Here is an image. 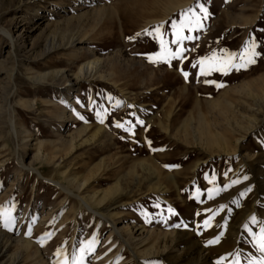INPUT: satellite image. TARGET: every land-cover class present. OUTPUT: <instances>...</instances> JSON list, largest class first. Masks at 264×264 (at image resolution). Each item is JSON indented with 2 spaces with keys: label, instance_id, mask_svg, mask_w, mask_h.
Here are the masks:
<instances>
[{
  "label": "rangeland",
  "instance_id": "374dc122",
  "mask_svg": "<svg viewBox=\"0 0 264 264\" xmlns=\"http://www.w3.org/2000/svg\"><path fill=\"white\" fill-rule=\"evenodd\" d=\"M198 4L202 26L171 43L172 22L189 9L202 16ZM156 25L166 47L184 50L180 59L155 58L160 41L146 30ZM7 31L18 36L16 54ZM252 38L260 55L246 70L200 73L213 54L239 62ZM52 42L61 46L35 56ZM94 59L96 71H80ZM60 70L81 76L65 88ZM125 121L132 132L116 127ZM261 141L264 0H0V211L14 217L11 230L0 222V239L18 264H72L82 247L84 264L260 259L244 226L264 227ZM112 222L128 228L120 235Z\"/></svg>",
  "mask_w": 264,
  "mask_h": 264
},
{
  "label": "snow or ice",
  "instance_id": "6c2138e0",
  "mask_svg": "<svg viewBox=\"0 0 264 264\" xmlns=\"http://www.w3.org/2000/svg\"><path fill=\"white\" fill-rule=\"evenodd\" d=\"M200 13L203 15H198L195 11L192 9H189L187 13H181V18L179 23L176 21L172 22V29H173V35L176 37V39L172 40L171 43L173 44H179L183 39H191L190 36H184L183 30L185 28H188L189 30H194L195 28L202 26V20L207 18V9L204 8L203 4H198ZM163 25H156L153 27L152 30H146L148 35L153 36L154 39H159L160 45H161V51L159 53L155 54V58L158 60H163L166 63H170L172 59H180L182 57V52L184 51L182 48H177L175 52L171 51L170 48L165 46V41L162 38V29ZM140 33H137V36H139ZM129 39H133L130 37ZM258 48V44L255 42L254 38L250 39V42L247 43L244 50L239 54V62H236V55L235 54H228L223 59L217 60V57L215 54L211 58H202L199 61L200 64V73L202 75H208L211 71H220L225 74H227L230 70H236L240 71L242 69H247L250 65L254 64L256 62V58L260 55V53L256 50ZM148 59L151 61L153 60V56L149 55ZM207 63V66H206ZM181 72L185 79H187L189 73L183 72L181 69ZM206 83H215L212 81H206ZM217 87H223L222 84H216ZM119 101H117V106H119ZM107 113H102L100 111L96 112L97 118L100 120L101 123L104 122V118L106 117ZM83 119V117H81ZM136 124H143V121L137 119ZM127 125V126H125ZM117 128H124L125 131L132 132L134 125L131 121H125L123 123L117 122L116 123ZM149 143H151L149 141ZM262 144H264V141H261ZM168 167V166H166ZM244 179H247V177H244ZM233 183H236L234 181ZM228 186L226 185L225 188ZM250 191V189H249ZM243 195V193H242ZM157 207H159L157 205ZM172 214H175L172 209H169ZM250 220L255 223L256 217L253 215L250 217ZM0 222L3 223V226L6 229L11 230V225L14 223V217L11 215V212H4L0 211ZM205 225L209 224L208 220H205ZM246 231L250 232L253 235V241L255 246L257 247L258 251L261 253L260 259H250L248 264H264V227H261L259 230V233H252V230L248 227L246 224L245 226ZM26 235H30V229L29 232L26 233ZM218 239H213L208 241L209 244L217 243ZM92 247V243L90 242L88 245V249L90 250ZM84 253L85 248L82 247L80 249V256L79 258H75L72 262V264H84ZM57 255H59V252H57ZM224 259V258H221ZM64 264H68V261L65 260ZM217 264H220L219 261H217ZM233 264H241L239 253L236 255V259L234 260Z\"/></svg>",
  "mask_w": 264,
  "mask_h": 264
},
{
  "label": "bare ground",
  "instance_id": "6f19581e",
  "mask_svg": "<svg viewBox=\"0 0 264 264\" xmlns=\"http://www.w3.org/2000/svg\"><path fill=\"white\" fill-rule=\"evenodd\" d=\"M169 4H167V6H168ZM170 5L172 6V7H174V8H179V7H181V6H184V5H186V3L184 4V3H177L176 1H172V2H170ZM171 8V7H170ZM167 9V8H166ZM168 10V9H167ZM96 11V10H95ZM101 11V10H100ZM99 11V12H100ZM166 11V10H165ZM94 12V11H93ZM103 12V11H102ZM102 12H100L101 14H102ZM105 12V11H104ZM98 12L96 11V14H97ZM100 13H98V14H100ZM163 14H165V13H163ZM118 15V14H117ZM163 19V18H162ZM67 20V19H66ZM71 20V19H70ZM156 20H157V18H156ZM68 21V20H67ZM151 21H155V19H151ZM150 21V22H151ZM160 21V20H159ZM5 35L7 36V38L10 40V42H11V47H12V49L14 50V53L16 54V52H15V49H16V37H18V36H15L14 37V35L10 32V31H7V32H5ZM74 40V39H73ZM71 42V48L72 49H76L77 47H76V42H74V41H70ZM36 45V41L34 40V42H32V47L33 46H35ZM61 46V44H57V43H54V42H52V43H47V44H45L44 46H42L41 47V49L39 50V51H37L36 52V54H35V56H37V57H44V56H46L48 53H51L52 51H55L56 49H58L59 47ZM36 49V48H35ZM79 50H81V49H79ZM16 59V58H15ZM36 59V58H35ZM100 60L101 59H94V60H89L88 62H86V63H84V64H82V66H81V72H93L94 70L96 71L97 70V67H98V63L100 62ZM15 72L13 71L12 73H11V79L13 80L14 79V76L16 75V74H14ZM56 73V75H61V77H62V79H64L65 81H64V87L65 88H68L67 86H69V85H72L73 84V82H78V80H79V77L81 76V75H79V74H77L76 76H75V78L73 79L74 81L72 82V80L71 79H69V78H67V76L65 75V74H62L61 73V70L60 71H57V72H54V74ZM40 73H38V75H37V72L35 73V76L37 77V78H40V80L43 78V74L41 75V77H38V76H40L39 75ZM45 75V74H44ZM59 77V76H58ZM61 77H59V78H61ZM39 80V79H38ZM248 86V85H247ZM251 87V86H250ZM247 89V88H246ZM252 89V88H251ZM263 89V88H262ZM249 90V89H248ZM65 116V115H64ZM12 117V116H11ZM200 117H202V116H200ZM14 121H15V119L13 118H11V124L13 125L14 124ZM225 140V139H224ZM71 141H73V140H71ZM217 145V144H216ZM39 157V156H38ZM51 162V161H50ZM20 163H21V165L22 166H24V167H29L30 169H32V170H35L36 171V173L39 175V176H41V177H43L42 175H41V173L39 172V170H37L36 168H33V167H30V166H26L25 165V163H24V158H22L21 160H20ZM139 176V175H138ZM50 181H52L55 185H57V186H61V184L59 183V182H57V181H54V180H52V179H49ZM84 184H85V182H84ZM112 189V190H111ZM108 190H110L109 192H110V194H112V193H115L116 191H117V188H110V189H108ZM107 191V190H106ZM97 193V192H96ZM105 193V192H104ZM117 193V192H116ZM109 194V193H108ZM107 194V192L105 193V195L102 197V199L104 200V198L108 195ZM78 198H79V200L89 209V210H91V211H93V212H95V213H97V214H102L101 212H99V211H97V210H95V208H93L92 207V204H90L89 203V201L87 200V198H85V197H83V196H81V195H79V194H75ZM94 197V196H93ZM95 198V197H94ZM102 200V201H103ZM96 203V202H95ZM103 215V214H102ZM112 228L115 230V231H117V233H119L120 235H121V231H122V229H126L127 230V228H128V226H126L125 228H119L118 226H117V223L116 222H112ZM131 231V230H130ZM131 233V232H130ZM123 237V236H122ZM121 238V237H120ZM7 244V243H6ZM132 251V250H131ZM8 252H9V247L7 246V245H5L3 242H2V240L0 239V259H2V258H4V257H6V259L7 260H5V264H18L19 262H20V256L19 257H16V256H12V255H10V254H8ZM133 254L136 256V257H138V255L135 253V251H133ZM140 258V257H139ZM3 264V263H2Z\"/></svg>",
  "mask_w": 264,
  "mask_h": 264
}]
</instances>
